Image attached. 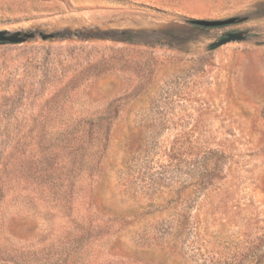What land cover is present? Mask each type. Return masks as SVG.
<instances>
[{"label":"rangeland","instance_id":"1","mask_svg":"<svg viewBox=\"0 0 264 264\" xmlns=\"http://www.w3.org/2000/svg\"><path fill=\"white\" fill-rule=\"evenodd\" d=\"M0 31L32 35L0 43V264H264V0H0Z\"/></svg>","mask_w":264,"mask_h":264},{"label":"water","instance_id":"2","mask_svg":"<svg viewBox=\"0 0 264 264\" xmlns=\"http://www.w3.org/2000/svg\"><path fill=\"white\" fill-rule=\"evenodd\" d=\"M237 21V19H226V20H191L189 21L190 24L198 26V27H205V28H212V27H223L232 25ZM32 35L30 34H22L20 32L16 33H9L7 31H0V43H9V44H18L22 43L28 38H31ZM245 36L243 33H229L226 36L212 44L213 47H220L230 42L234 41H242L244 40Z\"/></svg>","mask_w":264,"mask_h":264}]
</instances>
